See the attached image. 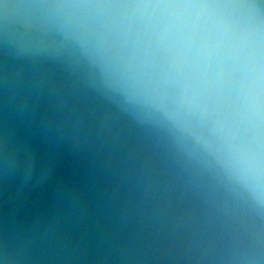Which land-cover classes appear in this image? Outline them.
Returning a JSON list of instances; mask_svg holds the SVG:
<instances>
[{"label": "water", "instance_id": "water-1", "mask_svg": "<svg viewBox=\"0 0 264 264\" xmlns=\"http://www.w3.org/2000/svg\"><path fill=\"white\" fill-rule=\"evenodd\" d=\"M0 264H264V0H0Z\"/></svg>", "mask_w": 264, "mask_h": 264}]
</instances>
